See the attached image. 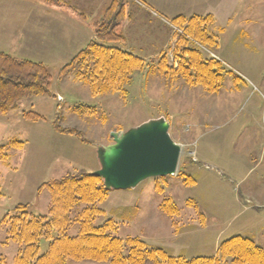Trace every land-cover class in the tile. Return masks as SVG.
<instances>
[{"label":"rangeland","instance_id":"374dc122","mask_svg":"<svg viewBox=\"0 0 264 264\" xmlns=\"http://www.w3.org/2000/svg\"><path fill=\"white\" fill-rule=\"evenodd\" d=\"M46 5V0H0V14L12 16L17 28L5 29L21 40L13 38L11 45L4 42L0 51L47 65L56 95L24 99L18 110L0 114V146L11 139L24 142L21 149L5 146L9 163L0 160L1 264H15L20 249L8 239L6 214L19 203L29 204L34 214H47L51 193L39 192L44 182L80 170L97 173L102 152L116 143L113 133H126L159 118L166 120L171 138L181 147L177 172L165 179L146 178L132 188H112L101 204L105 214L99 222L112 218L115 235L142 237L152 247L187 258L213 256L223 240L238 234L264 247V199L259 198L261 205L255 207L251 205L255 202L247 203L245 193L252 189L264 194V165L250 174L253 161L244 156L246 150L256 155L264 149V0H234L232 5L227 1L220 24L210 29L219 36L216 46L188 36L206 58L220 60L233 72L226 74L216 93L169 70L177 68L175 48L183 41L181 30L172 22H162L164 26L154 34L142 30V36L136 37L135 33L126 43L124 47L146 53L145 68L135 72L126 90L93 95L87 84L72 75L60 79V69L95 37L86 39L91 30L83 25L80 36L70 31L68 15H59L58 9L47 13ZM4 26L0 22V29ZM164 56L167 69L161 62ZM59 105L60 125L81 130L88 143L53 128ZM79 105L91 109L78 114ZM23 111H35L47 120L27 121ZM188 175L197 183L185 181ZM169 197L179 206V214L171 216L160 208ZM243 204L251 209L245 211ZM47 247L48 241L43 240L42 251Z\"/></svg>","mask_w":264,"mask_h":264},{"label":"trees","instance_id":"16d2710c","mask_svg":"<svg viewBox=\"0 0 264 264\" xmlns=\"http://www.w3.org/2000/svg\"><path fill=\"white\" fill-rule=\"evenodd\" d=\"M54 1L57 4L58 0ZM213 21L212 15L177 16L171 20L181 30L183 41L175 48L177 68L169 70L182 75L190 84L203 85L208 91L216 93L222 88L226 74L233 72L220 60L206 58L189 38L206 46L218 45L219 36L210 30ZM117 25L112 15L105 14L96 37L60 69L59 78L72 75L87 84L93 95L126 90L125 86L132 83L135 72L143 70L146 64L143 57L112 45L125 39L117 32ZM161 62L167 69L165 56ZM53 80L51 70L44 63L0 52V114L6 115L19 109L24 99L56 97L51 90ZM90 109L87 105L76 107L78 114L87 113ZM22 116L31 122L47 120V117L35 111H23ZM61 119L59 105L53 128L58 132L73 134L83 143L89 142L81 130L62 127ZM5 146L21 149L24 142L11 139L8 145L0 146V160L8 164V155L3 152ZM182 175L185 173H180ZM185 181L197 183L192 175H188ZM157 187L162 192L159 183ZM44 189L51 193L47 214H34L29 204L19 203L3 219L8 239L20 246L15 264H69L70 261L108 264H264V247L250 236L241 234L223 240L213 256L191 258L174 256L162 248L152 247L142 237L122 238L115 235L117 226L114 219L99 222L105 214L101 204L108 198L111 189L105 187L102 176L93 172L80 170L67 173L61 178L44 182L39 192ZM160 208L171 216L180 212L171 197L166 198ZM75 227L78 228L77 232L72 234L71 230ZM43 240L48 241L45 251L41 249Z\"/></svg>","mask_w":264,"mask_h":264},{"label":"crops","instance_id":"0c3cea01","mask_svg":"<svg viewBox=\"0 0 264 264\" xmlns=\"http://www.w3.org/2000/svg\"><path fill=\"white\" fill-rule=\"evenodd\" d=\"M227 1H229L231 5L234 4V0H107L101 3L98 0H90L89 3H87L86 0H58L57 4L54 0H46V6L47 13L58 9L59 15L65 16L67 14L70 18V20L67 21L71 24L68 28H70V31L79 32V36L81 35L80 29L82 25L88 27L91 30L90 33L85 36L88 40L96 37V31L99 24L103 21L105 14L112 15L115 21L118 22L116 28L117 32L125 38L122 42H118L119 44L112 45L133 52L146 59V53H141V51L138 53L133 49L124 47L129 39L135 36L133 34L137 33L136 37H141L142 34L140 32L142 30L154 34V32L156 33L157 30L160 31V28L164 26L162 22H168L169 25L171 20L177 16L191 17L194 15H212L214 21L211 27H216L220 24L219 15L223 13ZM136 15L142 16L144 19L135 17ZM71 17H73L72 20ZM0 22H5V26L0 29V46L4 42L8 45L13 44V38L15 39L16 35L13 34L12 31H7L5 29L7 26H13L15 30L17 29L16 25L12 24V16L0 14ZM64 31L61 33L67 35ZM144 37H146V35H144ZM15 40V42L21 41L20 38H16ZM85 44L86 40L82 46ZM79 50L80 48L78 51ZM244 156L246 161L252 158L253 166L249 171L250 174L264 165V149L259 153L257 152L256 155L253 154L252 150H246V155ZM241 182H244V178ZM245 193L247 194V203L255 202L251 204L255 207L261 205V200H259V198L264 199V194L262 192L248 189ZM243 206L245 211L251 209L247 204H243Z\"/></svg>","mask_w":264,"mask_h":264},{"label":"water","instance_id":"95a60500","mask_svg":"<svg viewBox=\"0 0 264 264\" xmlns=\"http://www.w3.org/2000/svg\"><path fill=\"white\" fill-rule=\"evenodd\" d=\"M164 118L150 120L130 131L115 132L116 143L101 155L106 188L126 189L153 176L177 172L181 147L170 136Z\"/></svg>","mask_w":264,"mask_h":264},{"label":"bare ground","instance_id":"6f19581e","mask_svg":"<svg viewBox=\"0 0 264 264\" xmlns=\"http://www.w3.org/2000/svg\"><path fill=\"white\" fill-rule=\"evenodd\" d=\"M102 154H103V152H102Z\"/></svg>","mask_w":264,"mask_h":264}]
</instances>
